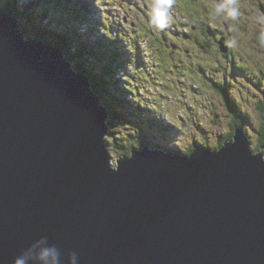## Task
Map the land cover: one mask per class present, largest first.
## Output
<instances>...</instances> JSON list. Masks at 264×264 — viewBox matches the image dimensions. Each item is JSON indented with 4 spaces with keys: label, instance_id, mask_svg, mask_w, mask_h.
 I'll return each instance as SVG.
<instances>
[{
    "label": "water",
    "instance_id": "water-1",
    "mask_svg": "<svg viewBox=\"0 0 264 264\" xmlns=\"http://www.w3.org/2000/svg\"><path fill=\"white\" fill-rule=\"evenodd\" d=\"M109 119L91 79L0 10V264H264V144L240 127L114 168Z\"/></svg>",
    "mask_w": 264,
    "mask_h": 264
},
{
    "label": "rangeland",
    "instance_id": "rangeland-1",
    "mask_svg": "<svg viewBox=\"0 0 264 264\" xmlns=\"http://www.w3.org/2000/svg\"><path fill=\"white\" fill-rule=\"evenodd\" d=\"M10 1L0 0V10ZM37 1L16 0L19 7ZM222 2L174 0L172 22L163 31L148 23L152 0H66L69 14L62 13L60 5L46 3L50 19L44 24L60 29L70 24L76 31L78 24V33L87 37V26L77 22L76 9L90 6L87 24H96L102 36L112 35L118 40L117 47L123 49L127 68L116 72L113 83L119 85V94L128 103L124 107L134 111L129 115L121 107L124 115L128 113L117 129L121 133L110 132L107 138L114 168L122 154L131 155L123 152L139 141L140 129L152 143L150 146L188 154L196 144L220 149L221 141L234 133V120L244 117L253 151L259 146L264 119L259 107L264 104V51L255 47L259 29L249 21L243 22L235 33L237 47L231 48L230 55H224L217 37L226 24L208 20L211 6ZM239 2L246 12L264 5V0ZM175 19L180 21V27H175L176 22L173 25ZM215 19L218 21L221 16ZM189 35L191 40L186 42ZM131 39L138 42L139 48H132ZM198 40L203 43L198 44ZM138 58L142 63L137 62Z\"/></svg>",
    "mask_w": 264,
    "mask_h": 264
},
{
    "label": "trees",
    "instance_id": "trees-1",
    "mask_svg": "<svg viewBox=\"0 0 264 264\" xmlns=\"http://www.w3.org/2000/svg\"><path fill=\"white\" fill-rule=\"evenodd\" d=\"M47 2L51 3L50 6L54 7L55 5H60L59 10L64 14H69L65 6L66 0H38L36 3L24 5L23 7H19L16 0H11L8 2V6L2 8L1 11L18 20L27 40L50 43L65 53L66 58L72 62L77 72L85 74L91 79L95 93L102 99L104 105L110 112V132L114 135H119L121 131H117V129H120L122 123L128 117V113L126 112L124 115L121 110V107H124V105L128 103L126 104L127 101H124L119 94L121 91L119 85L115 86L113 83L118 74L116 72H119L120 69L123 71L127 68L126 62L123 59L122 47H117V45H119L116 43L118 40L113 38L112 35L104 32L105 34L103 36H106L105 40L102 35H98L96 24L91 27L87 24L88 20L86 21V18L90 17L91 7L86 4L83 5L82 8H77L76 11L79 16L77 22L83 24V26H87L85 33H87L89 37L78 33V24H75L77 26V31L72 30L74 26L70 24L68 28L65 29H60L58 26H52L50 24H44L50 19V14L47 12L49 7L46 6ZM51 21L53 20L51 19ZM169 61L170 60H167L168 63ZM137 62L139 63V60ZM232 104L234 103L232 102ZM124 109H127L129 115L134 111L126 107H124ZM262 111L264 113V107ZM239 120L241 121L234 126V133L230 136V139L234 138L237 128L246 126V118L239 117ZM143 123L151 124V122L145 121ZM140 131L139 141H137L134 146L124 150L123 153L128 152L131 154L134 150H143L152 144L147 140L144 130L140 129ZM260 135L262 140L259 142V146L255 148L256 153L261 151V146L264 144V127L261 129ZM114 138L118 139L119 136ZM108 141H110V139ZM224 142L221 141L220 148L225 145ZM195 146L190 149L188 155H191L198 148Z\"/></svg>",
    "mask_w": 264,
    "mask_h": 264
},
{
    "label": "clouds",
    "instance_id": "clouds-1",
    "mask_svg": "<svg viewBox=\"0 0 264 264\" xmlns=\"http://www.w3.org/2000/svg\"><path fill=\"white\" fill-rule=\"evenodd\" d=\"M174 0H152L148 10V23L154 29L163 31L168 27L173 19ZM212 11H208L209 23L220 22L228 24V30L233 33L232 36L225 40V44L229 48H236L239 40L235 33L237 27L245 21H249L254 28H258L256 35L255 47L264 51V8H258L253 12H246L240 4L239 0H223L222 3L213 4ZM217 15L221 16L218 21L215 19ZM20 264V261H17Z\"/></svg>",
    "mask_w": 264,
    "mask_h": 264
},
{
    "label": "flooded vegetation",
    "instance_id": "flooded-vegetation-1",
    "mask_svg": "<svg viewBox=\"0 0 264 264\" xmlns=\"http://www.w3.org/2000/svg\"><path fill=\"white\" fill-rule=\"evenodd\" d=\"M262 7L264 8V5H262ZM177 26H181L180 24H178L177 23V25H176V27ZM228 28H229V25L228 24H226V26H225V29L223 30V32L217 37V41H218V44L220 43V41L222 40V39H227V38H229L230 36H232L233 35V33H231L229 30H228ZM206 34H209V32H207L206 31ZM191 37L192 36H188V38H186L185 40H186V42L188 41V39H190L191 40ZM193 40H194V38H192ZM257 41V40H256ZM203 42H201V40H198V44H202ZM231 54V48H230V53L228 54V55H230ZM260 107V109L261 110H263V107H264V105H260L259 106ZM263 112V111H262ZM240 121L241 120H239V119H235L234 120V126L235 125H237V124H239L240 123ZM246 125H247V123H246ZM245 127V126H244ZM263 127H264V119H263ZM233 139H230V136L229 137H227V138H225V140H223V142L226 144L227 142H231ZM262 140V139H261ZM260 140V141H261Z\"/></svg>",
    "mask_w": 264,
    "mask_h": 264
},
{
    "label": "bare ground",
    "instance_id": "bare-ground-1",
    "mask_svg": "<svg viewBox=\"0 0 264 264\" xmlns=\"http://www.w3.org/2000/svg\"><path fill=\"white\" fill-rule=\"evenodd\" d=\"M96 30H97V28H96ZM98 32V31H97ZM98 35H100L99 33H98ZM118 81H120L119 79H117Z\"/></svg>",
    "mask_w": 264,
    "mask_h": 264
}]
</instances>
